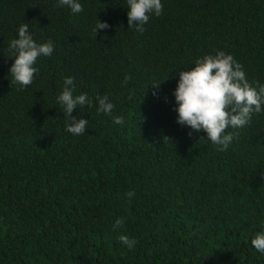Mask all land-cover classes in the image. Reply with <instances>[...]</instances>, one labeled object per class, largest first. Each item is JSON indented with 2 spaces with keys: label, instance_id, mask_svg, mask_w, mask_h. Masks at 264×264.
<instances>
[{
  "label": "trees",
  "instance_id": "obj_1",
  "mask_svg": "<svg viewBox=\"0 0 264 264\" xmlns=\"http://www.w3.org/2000/svg\"><path fill=\"white\" fill-rule=\"evenodd\" d=\"M78 2L0 0V264H264L251 245L264 231V105L218 151L177 123L174 97L178 73L218 51L264 84V0H161L143 32L128 28L127 0ZM97 19L110 27L95 32ZM21 24L54 51L18 90L8 45ZM66 77L92 101L72 114L83 135L57 102Z\"/></svg>",
  "mask_w": 264,
  "mask_h": 264
},
{
  "label": "clouds",
  "instance_id": "obj_2",
  "mask_svg": "<svg viewBox=\"0 0 264 264\" xmlns=\"http://www.w3.org/2000/svg\"><path fill=\"white\" fill-rule=\"evenodd\" d=\"M128 28L135 27L138 31H144V25L148 23L150 14L159 17L163 13L161 0H127ZM58 6L68 7L73 13H80L83 7L78 0H58ZM110 25L97 19L94 31L107 29ZM9 50L15 54L14 63L9 69L12 76L11 84H17L21 90L33 83L38 68L34 67L41 56H51L54 45L51 40L38 44L29 33L27 24H21L18 28V37L12 39L8 45ZM179 80L174 91L175 101L178 105L175 111L178 113L177 123L187 126L192 132L203 131L218 151H226L234 139L235 133H226L231 128H242L251 121L253 113H260L264 105V84L255 82V87L246 78L243 66L231 54L218 51L215 55H205L195 60L194 67L190 70L180 71ZM125 82L130 80L124 77ZM65 87L57 97V102L64 108V114L68 121L66 131L73 135H83L86 131L88 120L73 116L78 106L91 105L87 94L74 95V78L66 77ZM159 85H152L158 89ZM153 95H156L154 92ZM98 114L111 115L114 104L107 96L97 97ZM115 124H123L122 116L113 117ZM201 137L200 139H202ZM126 196L131 199L135 192H128ZM123 218H118L113 230L121 228ZM119 241L131 250L137 241L127 235H120ZM251 245L259 252L264 253V231L257 232L251 239Z\"/></svg>",
  "mask_w": 264,
  "mask_h": 264
}]
</instances>
